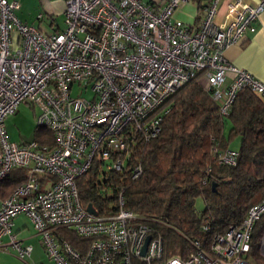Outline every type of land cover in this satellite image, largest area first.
<instances>
[{
    "label": "built area",
    "instance_id": "obj_1",
    "mask_svg": "<svg viewBox=\"0 0 264 264\" xmlns=\"http://www.w3.org/2000/svg\"><path fill=\"white\" fill-rule=\"evenodd\" d=\"M186 1L64 0L62 29L44 33L18 19L17 0H0V183L15 168L24 174L0 195V250L30 257L32 245L12 231L24 213L55 264H247L264 194L238 225L212 236L209 251L195 242L185 259L164 256L161 237L138 221L120 193L109 214L90 213L79 197L76 180L94 160L125 170L130 142L159 134L162 104L189 80L197 79L223 116L243 88L264 97V82L224 56L255 31L264 0H209L198 26L173 17ZM21 103L37 108L36 125L50 130L52 148L8 139L4 121ZM213 153L218 163H236L237 150L214 147ZM140 173L139 165L132 168L133 178ZM65 228L91 238L85 251L58 233Z\"/></svg>",
    "mask_w": 264,
    "mask_h": 264
},
{
    "label": "trees",
    "instance_id": "obj_2",
    "mask_svg": "<svg viewBox=\"0 0 264 264\" xmlns=\"http://www.w3.org/2000/svg\"><path fill=\"white\" fill-rule=\"evenodd\" d=\"M162 108L159 134L149 141L137 137L130 142L125 170L108 169L109 162L94 160L76 183L82 204L90 203L99 214L115 211L120 193L138 221L161 237L164 256L185 259L195 250V242L209 251L212 236L238 225L264 194V97L243 88L223 116L210 93L193 78ZM34 132L40 145L54 146L49 129L36 125ZM236 137L241 142L236 163H218L213 148L231 149L228 145ZM136 165L141 173L133 178ZM23 178L22 169H13L0 183V195H8ZM198 197L204 202L201 210L195 205ZM58 233L81 252L91 240L66 228ZM262 235L264 216L252 231L247 264H264Z\"/></svg>",
    "mask_w": 264,
    "mask_h": 264
},
{
    "label": "crops",
    "instance_id": "obj_3",
    "mask_svg": "<svg viewBox=\"0 0 264 264\" xmlns=\"http://www.w3.org/2000/svg\"><path fill=\"white\" fill-rule=\"evenodd\" d=\"M153 4L161 0H144ZM209 0H188L181 3L173 13V17L182 22L198 26L204 14V7ZM254 3L255 0H246ZM18 7L15 14L18 19L26 24H32L44 33L58 31L63 27L64 0H17ZM223 7L219 9L218 20L223 17ZM38 15H41L40 17ZM224 56L237 67L250 72L254 77L264 82V11L256 23L253 33L247 34L237 43L228 46ZM17 112V111H16ZM235 139H239L236 137ZM230 148V144L228 145ZM236 150V149H234ZM32 223L24 213L18 214L13 221L12 231L16 238L23 243L32 245V253L25 261L20 260L15 253L8 249L0 250V264H54L45 257L40 236L33 233ZM7 241V237L3 238Z\"/></svg>",
    "mask_w": 264,
    "mask_h": 264
},
{
    "label": "rangeland",
    "instance_id": "obj_4",
    "mask_svg": "<svg viewBox=\"0 0 264 264\" xmlns=\"http://www.w3.org/2000/svg\"><path fill=\"white\" fill-rule=\"evenodd\" d=\"M17 34L13 33L14 41L17 40ZM78 85L75 84L72 90V95H76ZM90 83H87V90L84 92L85 96H91L89 91ZM37 112V108L32 106L29 103H21L17 109V112L11 114L6 117L4 121V128L6 130V135L8 139L12 141H29L32 140L35 136V126H36V117L35 114ZM240 140L233 139L230 142V148L239 150ZM196 208L201 210L204 207V202L201 197H198L195 202ZM33 229V228H32ZM35 233V230H32ZM38 236V234H36ZM259 246L261 253L264 254V235L261 236L259 241ZM47 258V255L45 254ZM49 259V258H47ZM52 263H54L51 259H49ZM55 264V263H54Z\"/></svg>",
    "mask_w": 264,
    "mask_h": 264
},
{
    "label": "water",
    "instance_id": "obj_5",
    "mask_svg": "<svg viewBox=\"0 0 264 264\" xmlns=\"http://www.w3.org/2000/svg\"><path fill=\"white\" fill-rule=\"evenodd\" d=\"M86 209H87V211H89L90 213L96 214V210L94 209V207H93L90 203L87 204ZM150 238H151L150 235H148V236L146 237L145 242H144V244H143V246H142V249H141V254H144V252H145V250H146V247H147V244H148Z\"/></svg>",
    "mask_w": 264,
    "mask_h": 264
}]
</instances>
